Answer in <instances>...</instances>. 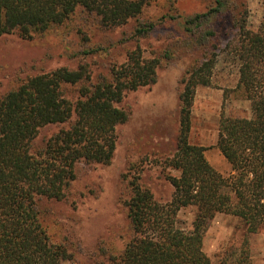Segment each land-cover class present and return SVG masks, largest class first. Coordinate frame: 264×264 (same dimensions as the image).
<instances>
[{
	"label": "trees",
	"instance_id": "trees-1",
	"mask_svg": "<svg viewBox=\"0 0 264 264\" xmlns=\"http://www.w3.org/2000/svg\"><path fill=\"white\" fill-rule=\"evenodd\" d=\"M258 25L248 23L244 2L214 0L203 12L183 18L181 42L198 53L179 79V127L173 152L155 158L172 187L162 202L142 181L147 157L130 161L121 173L120 202L131 236L120 253L101 247L94 264H252L247 235L264 228V0ZM159 0H0V37L32 39L62 25L85 22L111 30L135 22L138 41L156 23L146 12ZM176 19L175 15H163ZM84 17V23L74 22ZM238 64L234 93L249 103L248 114L221 111L215 146L230 165L228 175L205 156L206 147L191 143V113L198 86H210L220 54ZM170 51L144 56L140 45L123 63L93 80L89 63L61 66L30 75L0 95V264H60L73 259L65 242L56 241L43 218L44 201L67 197L79 166L109 165L117 145V127L131 111L125 95L156 83L162 59ZM223 107V105H222ZM58 128L37 144L42 128ZM169 171H177L174 175ZM191 209L188 226L178 213ZM243 222L245 236L234 251L225 249L213 263L203 250L204 234L217 214Z\"/></svg>",
	"mask_w": 264,
	"mask_h": 264
},
{
	"label": "rangeland",
	"instance_id": "rangeland-1",
	"mask_svg": "<svg viewBox=\"0 0 264 264\" xmlns=\"http://www.w3.org/2000/svg\"><path fill=\"white\" fill-rule=\"evenodd\" d=\"M248 7V23L259 24L262 16L261 0H237ZM214 0H159L146 12V17L156 23L146 37L133 36L134 21L127 25L101 30L84 17L74 22L84 23L85 34L75 27H54L32 39H22L17 34L0 37V95L16 87L30 75L48 72L61 66L70 68L87 62L93 80L107 74L113 64L123 63L128 51L140 45L144 56L170 51L171 58L162 59L156 83L128 92L123 105L131 111L130 118L117 127V145L109 165L79 166V175L61 201H44L43 218L52 237L65 242L73 259L60 264H94V255L101 247L120 253L131 236L126 209L120 202L121 173L130 161H140L142 181L151 188L155 198L165 202L170 199L172 187L166 179L156 157L173 152L178 132L180 90L179 79L198 53H187L182 46L185 32L181 29L184 17L206 11ZM175 15L176 19L163 15ZM238 64L230 56L220 54L215 65L212 84L198 86L191 113V143L206 147L205 156L223 175H228L230 165L215 146L218 119L221 111L231 116L248 114L249 103L229 93L223 101V91L235 87ZM223 105V107H222ZM58 127L49 125L41 129L37 144ZM178 175L177 171H169ZM180 224L188 226L193 218L191 209L178 213ZM245 236L243 222L232 215L217 214L207 227L203 250L215 263L225 251H234ZM252 264H264V228L247 235Z\"/></svg>",
	"mask_w": 264,
	"mask_h": 264
}]
</instances>
